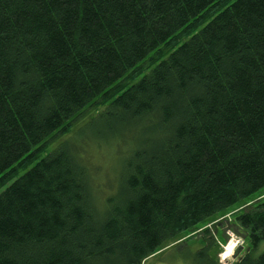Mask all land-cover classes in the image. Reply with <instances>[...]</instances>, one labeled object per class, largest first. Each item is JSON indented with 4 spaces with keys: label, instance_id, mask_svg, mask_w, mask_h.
I'll list each match as a JSON object with an SVG mask.
<instances>
[{
    "label": "trees",
    "instance_id": "16d2710c",
    "mask_svg": "<svg viewBox=\"0 0 264 264\" xmlns=\"http://www.w3.org/2000/svg\"><path fill=\"white\" fill-rule=\"evenodd\" d=\"M89 109L126 145L103 203ZM263 187L264 0H0V264H141ZM233 217L264 264V200Z\"/></svg>",
    "mask_w": 264,
    "mask_h": 264
},
{
    "label": "rangeland",
    "instance_id": "374dc122",
    "mask_svg": "<svg viewBox=\"0 0 264 264\" xmlns=\"http://www.w3.org/2000/svg\"><path fill=\"white\" fill-rule=\"evenodd\" d=\"M97 109H89L84 112L81 120H78L68 137L75 140L80 146L77 152L80 153L83 164L91 178L92 196L102 203L107 198H112L114 186L117 184V177L121 162L122 153L126 145L121 139L114 138L112 133L105 136H97L90 128L82 131L81 124L84 117L96 113ZM73 130L75 132H73ZM84 132V133H83ZM127 139V137H126ZM49 148V147H48ZM48 150V149H46ZM264 200V187L260 191L242 201L240 205H234L222 213L215 214L205 225L207 232L202 228L188 234H180L176 238L164 242L154 253L145 258L141 264H190V258L196 249L205 245L209 246V257L214 258L216 264H235L240 258L249 252V246L245 237V230L234 220V212L246 208L248 205ZM106 204V203H104ZM231 246V251L224 259L222 253L226 247ZM264 251V238L258 243L253 251L255 256Z\"/></svg>",
    "mask_w": 264,
    "mask_h": 264
},
{
    "label": "bare ground",
    "instance_id": "6f19581e",
    "mask_svg": "<svg viewBox=\"0 0 264 264\" xmlns=\"http://www.w3.org/2000/svg\"><path fill=\"white\" fill-rule=\"evenodd\" d=\"M230 251H231V246H230V247L227 246V247L225 248V251L222 253V257H223L224 259H227V257H228V255H229Z\"/></svg>",
    "mask_w": 264,
    "mask_h": 264
}]
</instances>
